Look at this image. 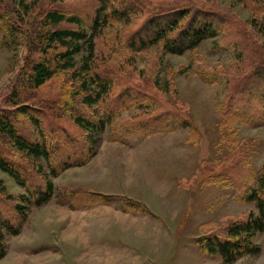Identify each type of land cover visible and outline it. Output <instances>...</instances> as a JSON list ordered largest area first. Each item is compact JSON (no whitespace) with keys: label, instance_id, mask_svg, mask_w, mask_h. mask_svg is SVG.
<instances>
[{"label":"rangeland","instance_id":"1","mask_svg":"<svg viewBox=\"0 0 264 264\" xmlns=\"http://www.w3.org/2000/svg\"><path fill=\"white\" fill-rule=\"evenodd\" d=\"M29 1L40 11L51 5L49 0ZM94 3L65 0L63 4L86 20L84 28L89 37L92 29L86 18L92 15ZM137 4L140 18L130 24L111 21L98 40L101 64L110 68L114 80L110 91L115 92L113 101L110 97L100 99L88 108L83 96L90 93H82L86 91L80 89L79 81H72L70 75L74 74L70 73L56 76L42 87L36 94L42 97V104L27 95L20 101L47 115L50 126L51 103L56 101L51 96H66L65 101H71L82 114L93 120L102 118L105 129L86 131L95 152L88 164L71 165L58 175L51 172L46 160L32 161L9 141L0 143V151L5 150L17 167L28 172L24 178L31 187L44 185L41 174L54 184L50 201L26 206L24 228L20 235L8 236L7 253L0 264H228L221 255L204 251L199 238L218 234L251 212H258L253 203L238 196L239 188L235 190L219 177L211 181L204 174L207 161L219 174V167L232 166L241 155L248 162L247 170L234 167L233 175H252L255 180L264 167V111L252 122L232 125L227 122L234 120L225 115L224 108L231 93L245 90L242 82L256 68V47L261 52L264 49V33L254 30L250 8L245 0H137ZM195 5L230 14L234 25H229L226 16L219 18L225 26L220 27L217 38L204 40L181 55L168 52L162 42L141 52L130 47L129 39L147 16H163ZM9 11L25 13L18 7L0 9V108L21 90L33 35L7 30L1 19L7 18ZM37 14L24 16L25 22H36L32 28L39 22ZM260 23L264 27V18L258 20ZM81 44V52L75 55L77 65L90 51L86 40ZM73 82L74 91L70 90ZM126 88L135 92L129 99L118 93L127 92ZM70 92L77 93L78 98ZM259 102L261 106L262 98ZM252 106L260 108L254 102ZM163 108L183 111V120L177 121L186 125L173 130L144 129ZM60 120L58 126H66L72 144L67 134H55L54 139L62 146L51 163L63 165L64 158L71 156L77 164L87 152L76 155L70 147H80L83 134L69 116ZM32 135L44 140L39 129ZM0 181L15 197L13 203L23 204L18 197L29 195L26 187L1 169ZM256 184L253 181V186ZM88 192L122 195L142 202L148 212L124 211L118 203H82ZM252 241L260 252L244 255L232 264H264V232L257 233Z\"/></svg>","mask_w":264,"mask_h":264},{"label":"trees","instance_id":"2","mask_svg":"<svg viewBox=\"0 0 264 264\" xmlns=\"http://www.w3.org/2000/svg\"><path fill=\"white\" fill-rule=\"evenodd\" d=\"M49 1L51 5L46 8L44 6L45 10L43 8L40 11L39 7L36 4L34 6L29 0H0V9L18 7L25 12L23 15L18 11L17 14H12V11L7 12V18L3 16L1 19L6 29L24 34L33 33L29 40L30 50L23 71L24 80L21 90L14 92L7 99L5 106L0 108V143L4 144L6 140L9 141L17 151L25 154L32 161L46 160L51 172L58 175L71 165L84 166L88 164L92 156H95V152L92 150V141L87 136L86 131L88 133L89 131H103L105 121L102 118L93 120L90 115L87 117L86 114H82L73 106L71 101H65L66 96L59 95L56 97L53 95L51 97L55 98L56 101L51 103L50 127L46 121L48 120L47 115L34 107L25 106V102L20 103V101L27 95L32 96L33 101L42 104L40 103L42 97H38L36 94L40 93L42 87L56 76L65 73L74 74V76L70 75L71 79L80 82V89L86 91L82 93H90L83 96V103L88 108L95 106L100 99L110 97L113 101L115 92L110 91L114 86V80L110 68L108 69V66L103 67L101 64L98 40L104 29L111 24V21L116 20L130 24L140 16L137 8H135L138 7L137 0H94L93 13L86 18L92 29V34L89 37L84 28L86 20L80 17V13L65 8L63 5L65 0ZM245 5L250 8L254 17L252 24L254 30L257 33H264L263 24H258V20L264 18V0H245ZM178 10L174 9L173 12L165 13L163 16H157V14L147 16L142 26L129 39L130 47L141 52L162 42L164 49L168 52L181 55L186 51L196 49L204 40L217 38L222 31L221 28L225 26L220 23L219 18L222 19L226 16L231 23L229 25H234L233 17L230 14L223 15L222 11L197 5L182 6ZM29 12L31 15L39 13L37 14L39 22L36 28H32L36 22L27 23L24 20V16L28 15ZM85 40L89 43V55L81 61L80 65H77L75 55L81 52V42ZM254 54L256 68L242 82L245 90L231 93L224 101L225 115L234 120L227 122L229 124L233 125L237 121L252 122L264 111V49L261 52L256 47ZM255 82L259 84H255ZM88 83H90V87H88ZM247 83L251 84L246 87ZM74 85L73 82L70 90H77ZM127 87H132V85ZM92 88L98 90L89 91ZM126 90L127 92L118 93L120 96L123 95L129 99L135 92L132 88H126ZM60 92L62 91L60 90ZM70 94H73L75 99L78 98L77 93L70 92ZM261 98L263 102L260 106ZM253 102L260 108H253ZM46 110L50 111V109ZM65 115L73 120L84 137L82 138L83 145L81 144L80 147L71 146L70 148L74 152L77 151L76 155H83V152H87V156L77 164L72 162L71 156H67L64 158L63 165H52V159L60 154L58 150L62 146L59 139H54V135L58 133L59 135L67 134V139L72 144L71 135H69L66 126H58L61 117H65ZM183 115L184 112L181 110L174 111L173 108H167V110L163 108L159 115L144 129L173 130L185 124L177 121L183 120ZM91 116L93 117V115ZM36 129L41 130L44 140L38 141V138H34L32 131ZM52 139L55 140V143L51 142ZM74 143L78 144L79 141L74 140ZM243 152L241 151L242 154ZM15 162L6 156L5 150L0 151V169L13 177L19 185L26 187L29 195L18 197L23 204L13 203L15 197L7 192L4 183L0 181V259L4 258L7 253L8 236H18L24 228L28 219L26 206L30 204L41 206L50 201L54 195V184L50 179L45 180L42 177L44 174H41L42 176H39L41 179L43 178L44 185L43 183L40 185L33 184L35 186L31 187L24 178V176L27 177L28 172L17 167ZM204 167V174L209 180L213 181L219 177L232 184L235 190L239 188L238 196L247 203H253L258 212H251L243 220L234 222L218 234L214 232L215 234L209 233L200 237L199 242L202 249L211 254L221 255L228 264H232L244 255L258 254L260 247L256 246L252 240L257 233L264 232V167L259 172L258 177H255V180L252 175L244 177L241 174H232L234 167L247 170L248 162L242 155L241 158L236 159L232 166L228 168L225 165L219 167V174H215L216 167L211 161H207ZM253 181L257 183L255 186H253ZM91 194L86 193L85 199L80 201L82 203L89 201L88 203L91 205L118 203L124 211L148 212L147 207L142 202L124 198L125 196L122 195Z\"/></svg>","mask_w":264,"mask_h":264}]
</instances>
